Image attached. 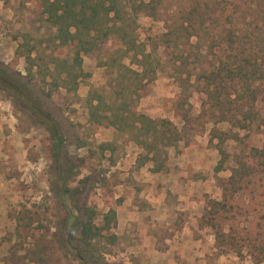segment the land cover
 <instances>
[{
	"label": "rangeland",
	"instance_id": "rangeland-1",
	"mask_svg": "<svg viewBox=\"0 0 264 264\" xmlns=\"http://www.w3.org/2000/svg\"><path fill=\"white\" fill-rule=\"evenodd\" d=\"M117 1L127 6L125 42L141 47L123 52L118 33L104 29L110 13L95 18L103 28L77 64L40 0H0V264H36L38 254L41 264H77L52 241L60 218L52 193L57 165L70 170L71 185L87 177L95 226L125 197L144 212L146 226L154 188L170 190L167 198L183 192L179 203L187 206L191 194L199 208L195 232L215 249L208 252L214 264H264V0ZM189 9L192 36L164 37ZM139 49L149 55L143 69L135 61ZM89 103H98L99 119L114 120L123 108L169 121L178 141L162 149L161 170L150 171L144 158L151 153L134 143L129 123L93 127ZM40 112L61 134L59 164ZM181 174L197 182L191 193L176 185ZM173 213L156 215L153 229L142 227L156 248L166 246L165 237L180 238L187 216ZM122 218L115 211L109 220L103 234L114 240H99L98 262L149 264L136 261L141 252L128 238L134 229H124Z\"/></svg>",
	"mask_w": 264,
	"mask_h": 264
},
{
	"label": "trees",
	"instance_id": "trees-1",
	"mask_svg": "<svg viewBox=\"0 0 264 264\" xmlns=\"http://www.w3.org/2000/svg\"><path fill=\"white\" fill-rule=\"evenodd\" d=\"M41 8L46 17L50 22L55 25L56 28V39L59 44L66 46L69 51H72L73 61L77 64L80 63L79 52L86 51L85 43L93 38V33L101 31L103 28L95 24V18L101 17L108 19V15L112 13L109 18L111 24L107 26L104 24L106 32L115 31L120 36V40L123 42V52L130 53L135 48L141 47L139 44H135L134 41L130 40L125 42L124 28L122 22L127 14L124 10L125 6L117 1L113 0L108 4H103L100 1L93 0H40ZM144 3L141 2V5ZM147 5V4H145ZM118 6L119 8H116ZM130 7V6H129ZM129 9V8H128ZM130 10V9H129ZM185 20L179 22V26H171L164 33V37L170 36L172 33L177 34L185 31V41L192 36V27L190 25V17L192 15L189 9ZM101 11V14L99 13ZM100 14V15H99ZM116 23L118 26H115ZM184 25V26H183ZM72 29V30H70ZM92 33V34H91ZM170 33V34H169ZM139 59L135 61L142 67L149 58L148 54H144L143 50L139 49ZM127 72L134 76L141 75L144 71L138 74L137 72L128 70L124 66H120ZM202 75L205 76V71H201ZM143 75V74H142ZM209 75V74H208ZM179 81V79H178ZM211 82L207 80V85ZM89 117L91 119V125H112L119 123V125H127L129 123L130 129L134 131V143L139 145L142 150L146 153H151L149 157L145 156L144 159L153 163L150 171L159 172L162 165L158 164L157 161L163 154V148L173 145L178 141L177 129L167 120L158 119L152 120L143 114L136 113L134 109L123 110L121 108L116 109L111 115L114 120H111L108 116H102L99 119L94 111L98 109V103L91 105L89 103ZM35 111H38L35 108ZM174 112L178 113L177 108H174ZM39 113V112H38ZM42 113V112H40ZM47 116L42 113V117L45 122V128L50 134L52 144V155L54 162L59 164L61 159V134L56 124L46 118ZM46 119V120H45ZM42 121V120H41ZM44 121H42L44 123ZM130 121V122H129ZM163 159V158H162ZM66 161V159H65ZM156 163V164H155ZM63 166L57 165L55 170L54 188L52 190L53 198L55 201V208L59 211L60 218L58 225L52 234L55 249L67 253L77 264H101L98 262L102 260L98 245L99 240L103 237L114 240L113 234L104 235V231L110 230L107 224L110 219L114 218V210L109 209L104 215V224L95 226L92 222V218L95 216L94 210L87 205L86 197V182L87 177L76 181V184L71 185L72 175L68 168H62ZM27 224V228L29 227ZM33 255H37L33 252ZM96 255V258L94 256ZM44 259L38 254L35 258L36 264H41Z\"/></svg>",
	"mask_w": 264,
	"mask_h": 264
},
{
	"label": "crops",
	"instance_id": "crops-1",
	"mask_svg": "<svg viewBox=\"0 0 264 264\" xmlns=\"http://www.w3.org/2000/svg\"><path fill=\"white\" fill-rule=\"evenodd\" d=\"M174 177H176L174 180L176 185H179V187L183 189L187 188L189 193H191L190 190H193L192 186L197 183L192 181V179H183L182 174ZM168 191L170 190H165V188H163L162 191H157L154 188L153 192L147 196L149 211L146 215H149L150 219H148L146 226L144 222V212L139 206L135 207L134 202L128 201L127 197H125V201H122V203L113 208L114 212L116 211L119 214H123L124 219L122 218L120 221L123 223V228L125 229L128 227L132 228V230L134 229V233L129 232L128 238L130 239V243L132 242L133 246L141 252V254H137L139 252L136 253V261L139 259V262H144L145 259L149 258V264H214L217 259H209L208 252L215 251V249L209 246L207 241L204 242L202 240V237H204L203 234L200 238L195 232V230L198 229V226L197 222H195L196 219L192 217L196 214V210L198 211L199 208H196L195 202L192 201V198H189L191 194L186 199V202H188L187 206H184L182 203H179L180 200H185L181 197L183 192H180L178 195L177 192L173 191L174 194L172 197L170 196V198H167L168 193H170ZM175 194H177V196H175ZM170 199H173L172 201L174 202V205L169 204L171 202ZM161 205L162 208L159 209ZM160 213L167 215H170L171 213L174 215H180L181 213L186 215V218L183 217L182 233L184 234L186 231L189 234V237L187 238L186 236L183 238L181 236L182 233L178 234L180 238L176 236L172 237L171 235L170 237H165L163 239L166 246L161 249L156 248L154 246V239L150 237V235L145 234L142 227L148 226V228H150L149 225H156V221L158 222V220L154 217ZM178 250H180L179 253L177 252Z\"/></svg>",
	"mask_w": 264,
	"mask_h": 264
}]
</instances>
